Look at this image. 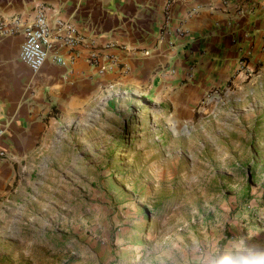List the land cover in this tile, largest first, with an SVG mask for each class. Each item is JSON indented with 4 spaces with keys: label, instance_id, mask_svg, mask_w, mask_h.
Returning <instances> with one entry per match:
<instances>
[{
    "label": "rangeland",
    "instance_id": "obj_1",
    "mask_svg": "<svg viewBox=\"0 0 264 264\" xmlns=\"http://www.w3.org/2000/svg\"><path fill=\"white\" fill-rule=\"evenodd\" d=\"M173 110L162 94L56 123L0 206V264H178L193 235L264 245V76ZM109 97H107L108 99Z\"/></svg>",
    "mask_w": 264,
    "mask_h": 264
},
{
    "label": "crops",
    "instance_id": "obj_2",
    "mask_svg": "<svg viewBox=\"0 0 264 264\" xmlns=\"http://www.w3.org/2000/svg\"><path fill=\"white\" fill-rule=\"evenodd\" d=\"M164 3L0 0V24L11 25V16L27 21L41 4L83 38L72 61L47 59L33 72L18 57L20 30L0 31V148L7 152L0 158V206L32 179L49 130L93 110L97 94H107L109 109L134 94L167 95L171 108L180 111L210 90L243 82L240 57L250 70L247 80L264 76V0H176L166 8ZM91 47L115 55L122 67L94 74L86 62Z\"/></svg>",
    "mask_w": 264,
    "mask_h": 264
},
{
    "label": "built area",
    "instance_id": "obj_3",
    "mask_svg": "<svg viewBox=\"0 0 264 264\" xmlns=\"http://www.w3.org/2000/svg\"><path fill=\"white\" fill-rule=\"evenodd\" d=\"M174 1L176 0H165L164 8ZM10 24L7 26L1 23L0 31L2 34H12L20 30L22 40L19 44L18 57L33 72L37 71L47 59L59 64L72 61L76 55V46L83 40L67 19L57 14H47L45 7L41 4L35 6L33 16L29 20L11 16ZM177 31L179 34L182 32L180 27ZM104 46L107 47L108 44ZM86 62L93 67L94 74H100L108 68L122 67L115 55L97 52L93 47L89 49ZM237 64L238 70L248 76L250 70L243 57L238 59ZM6 156L7 152L0 148V158Z\"/></svg>",
    "mask_w": 264,
    "mask_h": 264
},
{
    "label": "clouds",
    "instance_id": "obj_4",
    "mask_svg": "<svg viewBox=\"0 0 264 264\" xmlns=\"http://www.w3.org/2000/svg\"><path fill=\"white\" fill-rule=\"evenodd\" d=\"M258 233L227 237L193 235L184 242L178 264H264V245L250 243Z\"/></svg>",
    "mask_w": 264,
    "mask_h": 264
}]
</instances>
